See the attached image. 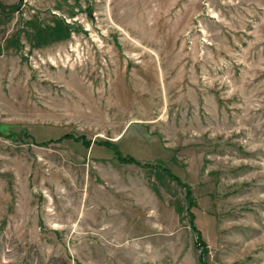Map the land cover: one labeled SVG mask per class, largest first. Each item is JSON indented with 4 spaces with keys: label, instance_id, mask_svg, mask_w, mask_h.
<instances>
[{
    "label": "rangeland",
    "instance_id": "obj_1",
    "mask_svg": "<svg viewBox=\"0 0 264 264\" xmlns=\"http://www.w3.org/2000/svg\"><path fill=\"white\" fill-rule=\"evenodd\" d=\"M0 264H264V0H0Z\"/></svg>",
    "mask_w": 264,
    "mask_h": 264
}]
</instances>
